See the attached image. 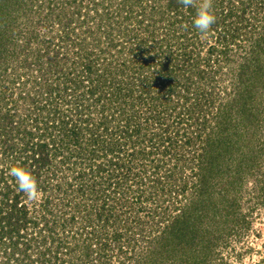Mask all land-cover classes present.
<instances>
[{"label": "rangeland", "instance_id": "obj_1", "mask_svg": "<svg viewBox=\"0 0 264 264\" xmlns=\"http://www.w3.org/2000/svg\"><path fill=\"white\" fill-rule=\"evenodd\" d=\"M78 1L0 0L1 97L17 99L20 91L31 90L30 85L39 74L35 64L30 68L21 67L22 60L26 58L27 63L32 64V53L43 54L47 45L49 55L59 50L69 59L66 68L58 74L61 75L58 81L62 83V74L71 71L72 62H77L74 63L75 73L82 80L76 78L78 89L74 93L67 92L57 108L66 112L74 110V104H82L81 101L85 102L84 106L91 104V128L100 140L99 144L88 146L98 150L99 156L94 160H119L126 168L132 166L131 173L135 174L128 177L130 193L124 195L127 203L118 204L117 197L113 202L108 201L114 206L112 213L119 214L113 227L118 224L122 232L127 229L119 244L132 240L134 251L131 255L135 259L143 256L141 253L147 248H156L154 240H168V248H175V251L169 259H160L162 264L172 259L174 264L181 261L184 264H264V49L252 52L256 48L257 32L264 26V0L228 2L233 15L225 25L228 29H237L234 34L239 37L236 40L227 38V41L225 34L227 37L234 35L223 33V27L219 32L210 30L207 34L196 35L194 27L190 28L187 22L169 25L170 14L164 13L166 20L158 22L165 9V0H128L135 6L133 10L139 18L147 20L150 16L156 20L154 26L150 21L144 22L148 30H136L139 39L142 36L145 40L143 52L156 54L154 50H161L160 45L166 44L171 48L172 59L179 60L180 67L171 63L167 71L157 67L155 60L147 65L141 60L135 61L129 65L130 69H123L117 57L118 48L108 47V37L102 30L96 32V21L90 17L92 13L83 16ZM153 3L155 11L149 12ZM215 6L213 1L212 11L216 16ZM227 6L223 4L222 16ZM182 12L185 14L183 20L187 21L188 9ZM71 17L70 26L76 30L72 38L76 36L74 40H81L82 45L77 43L76 48L65 47L68 44L55 38L63 30L60 22ZM151 30L153 37H147ZM31 33L33 37L29 36ZM119 37L113 34L116 40ZM211 47L214 50L208 51ZM181 52H186L184 62ZM168 53L165 51V56ZM88 57L96 62L97 70L92 74L94 82L102 81L93 95L87 91L92 82L86 80L80 66ZM60 58L58 55L55 62L59 63ZM136 65L140 66L138 71ZM19 68L23 76L20 81L25 82L23 86L22 82L12 83ZM172 69L173 74H169ZM119 87L126 93L128 90L129 95L123 98L120 93L119 99L117 93L111 94V89ZM78 93L84 98L80 99ZM111 97H117V105L119 103L125 111L122 115L115 113L111 126L104 130L98 124L99 108L107 103L106 113L113 111ZM2 103L0 99V106ZM24 108V103L18 101L17 112L21 114ZM25 111L32 112L30 107ZM130 116L132 119L126 129L131 131L134 126L138 129L136 132L130 135L113 127L124 124ZM81 136L82 144H87V132L83 130ZM131 140L135 141L134 146ZM110 143L109 148L115 153L109 152L103 158L100 154L108 150ZM132 150L139 154L135 153L131 160ZM203 183L207 189L203 190V195H196ZM136 184H141L139 192ZM181 208L186 212L182 216L184 222H176L170 230L171 235L165 239L164 226L172 222L174 216H180ZM98 220L90 214L79 219V224L90 223L91 228L97 229ZM109 244L111 249L107 250L106 257L110 264H116L119 252L111 239ZM126 255L129 256V252ZM124 256L121 254L123 262L128 264Z\"/></svg>", "mask_w": 264, "mask_h": 264}, {"label": "trees", "instance_id": "obj_2", "mask_svg": "<svg viewBox=\"0 0 264 264\" xmlns=\"http://www.w3.org/2000/svg\"><path fill=\"white\" fill-rule=\"evenodd\" d=\"M83 1H78V9L83 11V16H89V13H92L90 17H94L96 21L94 23L97 27L96 32L102 30V33L108 37L109 48H118L117 57L121 59L123 69L124 67L130 69L129 65L135 61L139 62V60L146 65L150 60L158 61L157 67L165 68L166 71L171 63L176 67L181 66L179 60L172 59L169 45L166 47V44H161V50H154L156 54L143 52L142 44L145 43V40L142 36L139 39L140 36L136 30H139V28L148 30V28H144L146 27L143 25L144 22L150 21V25L154 26L156 20H152L149 14L147 20L139 18L134 13V5L129 4L128 0ZM213 1L216 3L215 9L217 8L218 12L215 16L216 21L210 30L219 32L223 27V33L227 31L234 35L227 37L225 34V41H227V38H231V40L238 39L239 34H234L237 29L234 30L230 27L228 29V26L225 25L227 24L225 22L229 21L233 15L231 12L232 5L229 6L230 0ZM73 2H76V0H73ZM234 2L237 3V0ZM164 3L165 9L161 12L162 15L158 22L162 23L166 20L163 16L166 13L171 15L168 17L169 21L167 20L169 25L187 22L190 28L194 27L193 20L196 15L194 7H184L179 3V0H165ZM223 4H228V10L222 16L221 12L225 9L222 8ZM154 8L153 3L149 12H154ZM185 8L188 9L187 13H189L187 21L183 20L185 14H183L182 9ZM141 10L145 11L142 7ZM66 20V22H60L63 32L56 34L55 38L58 41L62 39L68 44L65 47L72 46L76 48L77 43L82 46L81 40L76 42V36L72 38V33L76 31L75 27L70 26L73 23L72 17L66 18ZM79 25L81 26L82 22ZM192 29L196 35L201 34L195 27ZM113 34L122 37L116 40L113 38ZM149 34H146V36L153 37V30ZM31 35L32 33L29 36L33 37ZM163 37H166V34ZM69 40L70 42H68ZM1 41H3L2 37L0 38ZM26 42L29 43V39H26ZM254 42L256 48L252 49V52H261L264 49V26L260 32L258 30ZM165 47L166 50H164ZM59 48L60 46H57V49ZM213 50V47L208 49V51ZM165 51H169L167 56H165ZM42 53L39 51L36 54L32 53V64L27 63L26 58L20 63L21 67H29L30 65V67H33L34 64L36 66L35 71L39 75L35 76L33 83L30 85L33 93L31 90L26 89L22 93L20 91L17 99L10 98L8 100H5V97H1L0 94L1 102H3L0 106V264H110L106 257L107 250L111 249L110 239L119 252L116 253V264H125L121 254L125 255L128 264H162L160 259H169L174 255L175 248H168V240H154L159 251L157 252L155 247L152 249L149 247L141 253L143 256L135 259L133 258L134 255H131V251H134L132 240L127 239L119 244L121 238H125L124 232L127 229L124 228L125 230L122 232L118 224L113 227L114 223H117L119 214L112 213L111 210H114V206L109 205L108 201L113 202L114 197H117L116 199L120 201L118 204L124 205L127 203L124 195L130 193V184L127 182H129L128 177L135 176L131 173L133 168H131L132 166L126 168L125 163L111 158L102 160V162L94 160L99 156L97 154L98 150H92L89 147L92 146V143L99 144L100 140L94 134V128H91L93 127L91 124V104H85L84 106V101H81L82 104H74V110L71 108L70 111L66 112H61L60 108L56 106L58 102L62 103V99H65L63 96L67 95V92L74 93L79 87L76 81L78 77V74L75 73L77 71L75 69L76 65H74L77 62L71 63V68L69 66L71 71L62 74L63 80L61 83L58 81L61 75L58 74L63 71V67L66 68L69 58L63 54L61 55L59 50L52 51L49 55V45L46 46V52L42 51ZM34 54L36 58H34ZM120 54H122V58ZM58 55L61 57L59 63L55 62ZM185 56L186 52H181L182 62L186 59ZM97 58L99 59V56H96ZM81 63V71L86 80L92 82L87 91L93 95L96 89L100 87L98 83L102 82L98 81L96 83L92 78V74L97 70L95 68L96 62L88 57ZM104 67L105 72L107 68ZM20 68L16 69L14 76L16 80L13 79L12 83L22 82L23 86L25 82L20 81L23 78L21 72H19ZM139 68L140 66H135L137 71ZM172 71L174 70L169 71V74H173ZM131 72H133L132 69ZM54 74H57V76L53 77ZM130 75L131 73L128 74V77ZM48 76L52 78L50 79ZM78 79L81 78L78 77ZM115 89H111V94L117 93L119 99L120 93L123 98L130 93L128 90V93H126V90H122L120 87ZM78 95L80 99L84 98L82 94L78 93ZM110 99H113L114 106L111 107L113 111L106 113L109 105L107 103L99 108L101 116L98 118V124L104 130L109 125L111 126V118L115 117V113L122 115L124 110V107L120 106L119 103L117 105L119 100L117 97H111ZM18 101H22L25 105L21 114L16 110ZM29 107L32 112L25 111ZM131 119L130 116V118L125 119L124 124L118 123L117 126L113 127L131 135V132L134 133L138 130L134 126H130L133 130L127 131L126 128L130 125L129 121ZM83 130L89 135L88 138H85L88 141L85 145L80 140L83 138L81 136ZM131 141L134 146L135 141ZM110 145L111 143L108 144L107 151L100 154L103 158H106L109 152L113 151L115 153V150H110ZM135 153L138 156V151L132 150L130 152V159ZM140 153H143V151ZM116 155H118V152H116ZM143 155L145 154L141 156ZM13 166L23 167L35 178L39 189L36 200H28L25 194L17 188L14 178L9 175V169ZM139 182L142 183L141 180ZM136 185L135 189L139 192L141 184ZM205 187L206 184H200L197 189L199 194L196 195H203V190L207 189ZM182 209L180 216H174L172 222L164 226L165 239L171 235L170 230L174 228L176 222H184L185 218L182 216H185L186 212ZM90 214H94L99 219L100 225L97 229L91 228L90 223L79 224V219L87 218ZM139 231L141 232V230ZM164 235L162 234V237ZM166 241L167 243H165ZM126 252H129V256L126 255ZM173 261L175 260L172 259L171 262L164 260L163 264H174ZM184 263V261L180 262V264Z\"/></svg>", "mask_w": 264, "mask_h": 264}, {"label": "clouds", "instance_id": "obj_3", "mask_svg": "<svg viewBox=\"0 0 264 264\" xmlns=\"http://www.w3.org/2000/svg\"><path fill=\"white\" fill-rule=\"evenodd\" d=\"M179 3L184 7L196 8L193 25L202 35L207 34L216 21L212 11L213 0H179ZM9 175L14 178L17 188L25 194L28 200L34 201L38 198L37 182L26 169L17 166L10 167Z\"/></svg>", "mask_w": 264, "mask_h": 264}]
</instances>
